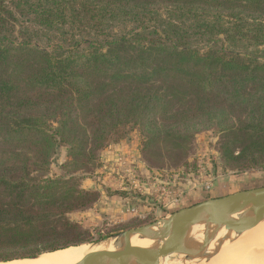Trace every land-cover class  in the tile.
Returning a JSON list of instances; mask_svg holds the SVG:
<instances>
[{
	"label": "trees",
	"instance_id": "16d2710c",
	"mask_svg": "<svg viewBox=\"0 0 264 264\" xmlns=\"http://www.w3.org/2000/svg\"><path fill=\"white\" fill-rule=\"evenodd\" d=\"M246 80L264 92V0H0V246L27 250L0 262L83 242L56 239L79 229L67 215L100 195L47 176L63 148L74 162L98 159L130 130L152 132L153 115L202 114ZM227 133L247 143L237 156L223 145L215 167L263 172L264 107Z\"/></svg>",
	"mask_w": 264,
	"mask_h": 264
},
{
	"label": "rangeland",
	"instance_id": "374dc122",
	"mask_svg": "<svg viewBox=\"0 0 264 264\" xmlns=\"http://www.w3.org/2000/svg\"><path fill=\"white\" fill-rule=\"evenodd\" d=\"M227 90L231 93L228 95L229 98L222 95L202 114L188 113L176 120H166L161 114L153 115L152 124L149 125L152 132L148 133L142 125L138 126L129 131L125 140L103 150H95L94 154H99L98 159H90L86 156L76 160L75 163L66 148L57 153L47 176L69 180L70 187L89 194H98L100 200L97 197L93 207L86 212L77 211L68 214V219L79 224L80 228L69 232L65 238L56 240L59 243L72 240L83 241L77 246L66 249L83 246L87 247L86 251H89L95 244L109 237L149 224L165 216L167 209L162 205V201L155 198L154 191L157 188L150 193L153 194L152 197L148 195L150 192L148 188L144 189L147 179L146 183L157 181L179 187L185 190L186 196L202 188L195 189L190 183L197 181L201 186L204 184L205 189L210 187L211 190L207 195L212 198L264 186V171L257 172V170L249 169L242 171L246 165L245 161L226 166L224 171L216 168L224 164L221 156L223 145L232 144L234 156H237L240 147L247 143L243 138L228 136L227 132L252 120L264 107V92L258 93L260 90L258 86L249 80L233 82L229 84ZM254 96H257L256 99L251 98ZM230 99L237 101L235 106L228 101ZM250 99L252 100L249 101ZM154 134L161 137L160 142L154 146L153 150L144 152V142ZM175 135L179 136V139L174 143L170 142L169 137ZM236 139L239 141L235 142ZM89 148L93 146L90 145ZM66 160L73 161V164L66 165L60 170V165L64 166ZM41 178L40 174L31 175V179L34 180ZM142 199L144 203L139 204ZM162 200L165 199L162 198ZM194 202H199V199L185 201L173 208L179 210L182 209L179 207H189L194 205ZM129 206L138 207L139 215L127 213L126 208ZM173 208L169 209L173 210ZM58 229L61 230V228ZM237 243L240 244L235 242L233 245H238ZM253 249L262 251V247L258 244H255ZM23 252L27 250L21 247L0 246V257H14ZM249 254L245 257L247 258L245 261L241 260L242 263L234 259L231 261L223 259L227 262L223 260L220 262L222 264H255L262 261L258 260L260 254ZM17 260L23 259L7 262ZM220 262L217 263L221 264Z\"/></svg>",
	"mask_w": 264,
	"mask_h": 264
},
{
	"label": "water",
	"instance_id": "95a60500",
	"mask_svg": "<svg viewBox=\"0 0 264 264\" xmlns=\"http://www.w3.org/2000/svg\"><path fill=\"white\" fill-rule=\"evenodd\" d=\"M259 224H264V186L209 198L109 237L77 264H200Z\"/></svg>",
	"mask_w": 264,
	"mask_h": 264
},
{
	"label": "bare ground",
	"instance_id": "6f19581e",
	"mask_svg": "<svg viewBox=\"0 0 264 264\" xmlns=\"http://www.w3.org/2000/svg\"><path fill=\"white\" fill-rule=\"evenodd\" d=\"M263 238H264V224L255 225L254 227L251 228V230L245 237L237 241L240 244L237 243L238 245L231 244V245L225 246L223 249L219 251V253L214 258L210 260L208 259L207 261H203V263H200V264H219L217 262L218 261L220 262L223 259L225 260L227 259L230 261L232 259L239 260V261L241 260L245 261V259H247L245 257L247 256L248 253H250L249 255L260 254L258 260L260 259V261L261 260L262 261L260 263L259 261L258 263L257 262L256 263L264 264V239ZM255 244H258V246L262 247L261 252H258L259 250L257 251L253 249ZM132 246H137V243H133ZM86 248L87 247H83V246L73 247V248L66 249V250H59V251H55L51 253H46L36 258L23 259V260H17V261H12V262H7V263L5 262V263H0V264H77L78 262L82 261L88 254V251H86ZM225 260H223V262H227ZM195 261H193L194 262L193 264H196ZM231 264H234V263H231Z\"/></svg>",
	"mask_w": 264,
	"mask_h": 264
},
{
	"label": "built area",
	"instance_id": "2783aa9c",
	"mask_svg": "<svg viewBox=\"0 0 264 264\" xmlns=\"http://www.w3.org/2000/svg\"><path fill=\"white\" fill-rule=\"evenodd\" d=\"M153 180H156V179H153ZM146 181H148V179ZM146 181L144 183V189L148 188V191H150L148 193L149 197H152L153 195V194H150L152 190L157 188L155 189L156 191H154L156 194L155 198L159 199L160 202L162 201L163 202L162 205H164V208H166L167 210H169V208L178 207L181 204H183L185 201H187L188 195L186 196L185 190H181L179 187L176 188L174 186H171L170 184H166L165 182L152 181V182L146 183ZM196 182H190L194 186L195 189H197L198 187H202V189H204L207 192L211 190L210 187L205 189L204 184H202L201 186L199 182L197 183ZM162 198L165 199L164 200L165 202L162 200ZM166 203H167V206L165 207ZM138 211H139V208L135 206H129L126 208L127 213H132L135 216L139 215Z\"/></svg>",
	"mask_w": 264,
	"mask_h": 264
},
{
	"label": "crops",
	"instance_id": "0c3cea01",
	"mask_svg": "<svg viewBox=\"0 0 264 264\" xmlns=\"http://www.w3.org/2000/svg\"><path fill=\"white\" fill-rule=\"evenodd\" d=\"M183 207H186V206H183ZM183 207H179V208H183ZM177 209H173V210L172 209H169V210H165V212H166V214H169V213L175 212ZM170 210H172V211H170Z\"/></svg>",
	"mask_w": 264,
	"mask_h": 264
}]
</instances>
